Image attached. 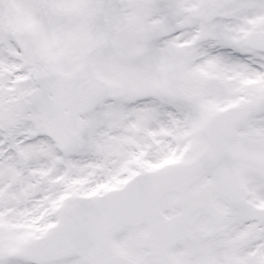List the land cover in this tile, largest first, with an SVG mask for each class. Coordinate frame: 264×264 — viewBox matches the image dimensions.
<instances>
[{
    "label": "snow or ice",
    "instance_id": "1",
    "mask_svg": "<svg viewBox=\"0 0 264 264\" xmlns=\"http://www.w3.org/2000/svg\"><path fill=\"white\" fill-rule=\"evenodd\" d=\"M0 264H264V0H0Z\"/></svg>",
    "mask_w": 264,
    "mask_h": 264
}]
</instances>
